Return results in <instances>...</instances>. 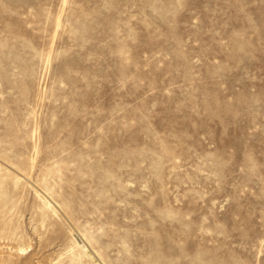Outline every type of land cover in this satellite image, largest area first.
Returning a JSON list of instances; mask_svg holds the SVG:
<instances>
[{
    "label": "rangeland",
    "instance_id": "obj_1",
    "mask_svg": "<svg viewBox=\"0 0 264 264\" xmlns=\"http://www.w3.org/2000/svg\"><path fill=\"white\" fill-rule=\"evenodd\" d=\"M0 264H264V0H0Z\"/></svg>",
    "mask_w": 264,
    "mask_h": 264
},
{
    "label": "bare ground",
    "instance_id": "obj_2",
    "mask_svg": "<svg viewBox=\"0 0 264 264\" xmlns=\"http://www.w3.org/2000/svg\"><path fill=\"white\" fill-rule=\"evenodd\" d=\"M48 204H50V203H48ZM83 245V244H82ZM83 248H85L84 246H82Z\"/></svg>",
    "mask_w": 264,
    "mask_h": 264
}]
</instances>
